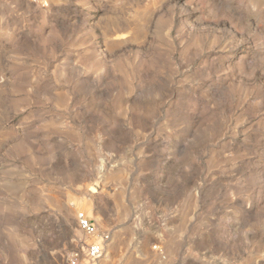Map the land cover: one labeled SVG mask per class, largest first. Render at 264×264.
Listing matches in <instances>:
<instances>
[{
  "label": "rangeland",
  "instance_id": "obj_1",
  "mask_svg": "<svg viewBox=\"0 0 264 264\" xmlns=\"http://www.w3.org/2000/svg\"><path fill=\"white\" fill-rule=\"evenodd\" d=\"M264 264V0H0V264Z\"/></svg>",
  "mask_w": 264,
  "mask_h": 264
},
{
  "label": "built area",
  "instance_id": "obj_2",
  "mask_svg": "<svg viewBox=\"0 0 264 264\" xmlns=\"http://www.w3.org/2000/svg\"><path fill=\"white\" fill-rule=\"evenodd\" d=\"M76 221L87 240L81 243V248L67 253L63 264H96L109 238L108 233H99L95 222L84 211L77 212Z\"/></svg>",
  "mask_w": 264,
  "mask_h": 264
}]
</instances>
